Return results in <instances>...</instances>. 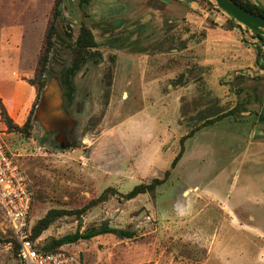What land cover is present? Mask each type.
I'll use <instances>...</instances> for the list:
<instances>
[{"label": "rangeland", "instance_id": "rangeland-1", "mask_svg": "<svg viewBox=\"0 0 264 264\" xmlns=\"http://www.w3.org/2000/svg\"><path fill=\"white\" fill-rule=\"evenodd\" d=\"M55 1L0 0V24L25 23L32 17L34 26L29 29L27 39L31 41V49L37 51ZM93 1L84 4L81 0H62L59 26L69 38L76 40L84 22L98 39L99 51L101 45L118 49L130 45L142 53L159 54L164 58L159 61L165 64L176 57L172 50L180 48L184 41L182 36L168 33L182 19L166 21L158 27H143L138 36H144L147 42L129 43V32L120 21V12L112 20L96 19L92 15ZM70 61V46L57 40L46 88L59 94V97L53 94V101L48 104L57 112L61 124H66V139L60 143L56 133L47 132L52 129L47 113L41 111L37 117L38 108L32 136L25 138L3 121L0 107V145L14 155L30 178L35 192L32 224L53 208L81 209L107 188L117 193L90 209L81 220L73 216L58 219L40 237V243L78 229L84 232L108 224L134 230L137 236L121 239L111 234L101 235L66 245L64 249L79 255L83 264H264V146L252 149V154L245 152L251 135H259L255 140L264 141L263 66H259L262 74L260 70H252L232 81L230 86L243 85L233 92L235 99H228L209 112L216 116L233 108L236 114L210 125L197 138L195 134L194 141L187 139L182 159L156 194L126 200L121 194L138 184L164 177L180 151L181 138L198 125L202 113L182 123L178 118L181 127L177 125L169 145L155 156L144 150L138 140L139 131L128 120L141 103L122 91L130 89L132 76L108 72V64L115 61L112 55L101 66L103 60L98 64L89 59L75 77V99L68 107L61 73ZM184 78L185 75L182 83H186ZM245 85L252 91H244ZM42 100L43 95L39 106ZM244 112L248 113L243 115ZM230 208L233 214L228 213ZM239 221L246 226L239 227ZM11 238L0 211V264H18L13 243L7 242Z\"/></svg>", "mask_w": 264, "mask_h": 264}, {"label": "crops", "instance_id": "crops-1", "mask_svg": "<svg viewBox=\"0 0 264 264\" xmlns=\"http://www.w3.org/2000/svg\"><path fill=\"white\" fill-rule=\"evenodd\" d=\"M253 2L264 6V0ZM118 11L120 21L123 26H127L129 32L127 37L131 40L129 43L147 42L144 36H138L143 27L162 26L163 22L172 23L176 18L183 20V23L181 22L178 27L173 26L168 33L171 36H182L181 40L184 41L180 48L172 50L176 57L170 58L172 61L169 64L160 62L159 59L162 57L159 54L142 53L130 45L124 49H118L113 45L100 47L103 55L100 66L107 62L109 55H112L115 61L108 64V72L118 71L120 74L132 76L130 89L124 88L122 91L141 103L139 109L131 114L128 120H132L139 131L138 140L144 146V150L155 156L159 150L168 146L170 139L175 136L178 118L182 123L186 118L202 113L198 119L199 125L207 118L215 117L209 111L215 110L228 99L234 100L233 92L237 87L239 89L243 87L230 86L236 77L246 76V72L252 70H260L259 73H263L259 66H264V46L253 36L249 38V33L222 10L209 8L196 0L92 2V15L96 19L112 20ZM26 20L25 23L22 21L0 24V98L9 115L19 125L27 120L36 99V89L28 80L35 75L44 36L43 32L39 49L32 50L31 41L27 36L30 34L29 29L34 25L32 17ZM96 40L99 43L97 38ZM259 47L263 51L258 62ZM183 75L186 83L181 81ZM244 91L252 90L245 85ZM53 94L59 97L58 92H49L48 88L46 104L50 103ZM62 96L60 90V97ZM124 124L123 122L122 126ZM209 128L210 126L199 130L196 138ZM256 136L259 135H251L247 141L248 144L245 146L247 154H252L254 152L252 149L264 146V141L255 140ZM194 146L197 152V146ZM208 197L210 198V195ZM213 199L215 200L214 197ZM228 213L233 214L232 208ZM238 223L239 227L246 226L243 222ZM212 250L213 247L210 249L211 253Z\"/></svg>", "mask_w": 264, "mask_h": 264}, {"label": "trees", "instance_id": "trees-1", "mask_svg": "<svg viewBox=\"0 0 264 264\" xmlns=\"http://www.w3.org/2000/svg\"><path fill=\"white\" fill-rule=\"evenodd\" d=\"M82 3L88 4L92 0H81ZM197 1V0H196ZM205 2L199 3L205 5L209 8H217L216 5L212 4L208 0ZM238 3L243 8L247 9L250 12H253L264 18V6L257 4L251 0H233ZM62 0H56L54 6L51 9L49 15V20L47 22V28L42 40V48L38 57L37 66L35 70V75L33 78L29 79L28 82L36 89V99L33 104V108L29 113V116L25 123L20 126L17 124L12 117L9 115L5 105L0 100L1 115L3 121L8 125V127L17 133L22 134L25 138H31L32 131L34 128L35 122V112L39 107L41 97L47 87V73L49 72V63L51 60V55L54 47L56 46V41H60L63 44L70 46L71 48V61L70 64L62 70L61 73V84L64 89V97L67 102V106H72L75 93V77L78 72L84 67L89 59H94L96 63H100L103 59L102 53L98 50L99 44L95 38V35L92 29L86 24L82 23L78 35L76 36L75 43H68L57 30V22L62 21L63 10L61 8ZM207 2V3H206ZM64 19V18H63ZM234 20V19H233ZM235 21V20H234ZM239 25V24H238ZM69 36H73L68 33ZM254 38L258 39L260 43L264 46V38L254 33ZM258 50V62L262 56V49L259 47ZM264 68V66H263ZM237 112L236 109H231L229 111H224L215 117H209L203 123L192 128L190 132L184 135L180 140V151L174 157L170 169L164 173L162 178H154L149 183H141L136 185L131 191L126 194H121V196L126 200H132L142 194H156L157 188L167 183L171 176V170L174 169L179 161L182 159L185 153V141L193 137L199 130L213 125L227 117L235 115ZM26 171V170H25ZM27 173V172H26ZM28 175V174H27ZM29 178V176H28ZM30 186L33 191V201L35 197V192L29 178ZM117 192L113 188H107L100 197L94 199L89 204L84 206L81 209L66 210V209H50L42 218L38 219L34 224L29 220L31 239L39 240L45 231H47L58 219L63 218L64 216H73L78 220L82 219V216L85 215L90 209L97 206L100 202L108 200L111 194L115 195ZM33 206V203H32ZM32 211V209H31ZM31 216V214H30ZM115 235L121 239H133L137 236V232L134 230H128L123 228L112 227L108 224H103L101 226H93L81 232L80 229L74 233L66 234L59 238H51L43 243H39L38 247L41 250L49 252H57L61 249H64V246L78 243L80 241L91 240L101 235ZM7 242L13 243V253L17 257L18 264H21L18 258L19 243L12 237L8 239ZM81 259V257H80ZM82 260V259H81Z\"/></svg>", "mask_w": 264, "mask_h": 264}, {"label": "built area", "instance_id": "built-area-1", "mask_svg": "<svg viewBox=\"0 0 264 264\" xmlns=\"http://www.w3.org/2000/svg\"><path fill=\"white\" fill-rule=\"evenodd\" d=\"M239 25L254 35L252 30ZM32 203L33 191L25 169L4 145H0V211L12 237L19 243L21 264H83L76 253L66 249L44 251L38 247L40 240L31 239Z\"/></svg>", "mask_w": 264, "mask_h": 264}, {"label": "water", "instance_id": "water-1", "mask_svg": "<svg viewBox=\"0 0 264 264\" xmlns=\"http://www.w3.org/2000/svg\"><path fill=\"white\" fill-rule=\"evenodd\" d=\"M215 2L217 7L229 15L232 19L238 22L241 25H244L248 29L252 30L254 33L262 36L264 38V18L248 11L247 9L240 6L233 0H212ZM253 1V0H251ZM60 20L58 21L57 30L58 33L67 41V42H75L72 38H69L64 32L62 31L61 27L59 26ZM47 93V89H45L43 93V100L41 105L45 103V96Z\"/></svg>", "mask_w": 264, "mask_h": 264}, {"label": "flooded vegetation", "instance_id": "flooded-vegetation-1", "mask_svg": "<svg viewBox=\"0 0 264 264\" xmlns=\"http://www.w3.org/2000/svg\"><path fill=\"white\" fill-rule=\"evenodd\" d=\"M41 111L47 113L45 114V116L47 117L50 127H52V129L47 132L56 133V139L60 143L63 142V140L66 139V136L64 135L66 124H61L57 112H55V110H53L49 104L46 105L43 103L38 107L37 117H39V112Z\"/></svg>", "mask_w": 264, "mask_h": 264}]
</instances>
